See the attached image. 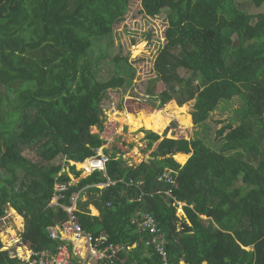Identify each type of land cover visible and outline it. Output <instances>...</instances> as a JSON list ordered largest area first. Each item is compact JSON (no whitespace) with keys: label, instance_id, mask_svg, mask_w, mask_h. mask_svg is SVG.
<instances>
[{"label":"trees","instance_id":"1","mask_svg":"<svg viewBox=\"0 0 264 264\" xmlns=\"http://www.w3.org/2000/svg\"><path fill=\"white\" fill-rule=\"evenodd\" d=\"M140 1L145 17L165 15L153 65L165 89L151 93L156 77L148 78L145 94L154 109L121 116L149 117L152 131L145 132L147 148L156 144L154 159L129 165L113 153L106 175L95 171L70 184L62 171L69 160L83 161L103 145L90 128L102 125L108 91L137 87L132 65L141 57L134 48L117 46L116 58L110 55L112 34L127 19L131 0H0V86L6 98L14 91L21 111L12 119L0 111V217L10 204L26 219L28 246L54 251L58 243L47 229L67 219V212L48 203L62 182L69 184L62 204L69 205L75 192L87 193L76 212L82 227L127 247L121 264L160 263L150 234L132 221L146 211L167 231L170 264H264V130L257 124H264V0ZM247 4L262 10L246 11ZM239 98L243 116L238 112L222 125L216 131L221 144L210 147L200 134L209 130L211 113ZM172 100L179 104L170 106L180 110L177 118L160 110ZM186 102L193 103L191 115ZM191 116L197 128L190 139H161L173 118L189 128ZM165 167L179 169L173 196L186 203L184 220L174 199L158 193L169 187L158 181ZM70 169L80 177L75 166ZM108 177L115 183L94 185ZM17 263L0 251V264Z\"/></svg>","mask_w":264,"mask_h":264},{"label":"rangeland","instance_id":"2","mask_svg":"<svg viewBox=\"0 0 264 264\" xmlns=\"http://www.w3.org/2000/svg\"><path fill=\"white\" fill-rule=\"evenodd\" d=\"M141 1L140 0H131V9L128 13L127 19L124 23L119 24L115 27V30L112 34L111 41L113 43V48H110V55L111 58H116L115 50L117 46H123L126 48H134L133 55L141 57L134 66L140 75L139 78L142 79V83L136 84L137 89L133 88H116L107 93V97L103 100V107L110 112V117H114L113 114L115 113L116 107L117 111L120 113L116 116V121L119 123V128L122 130L120 136L116 139L115 147H113L112 151H117L120 155L126 160V163L129 165H137L142 161L150 162L153 160L152 151L154 150L155 146L152 149L147 148V139H146V129L144 127H136L133 120L138 117L137 114H129L123 115L127 110H139V109H154L148 102L150 96L145 94V90L149 83H146L148 78H155L153 72V65L154 61L157 56V52L160 46L163 45V36L164 30L166 28V22H163L164 16H159L158 18H148L145 17L141 13ZM247 7H244L246 11H250L252 13L261 12L262 9H259L251 4H247ZM127 26V28H126ZM151 32V37L147 38V33ZM23 85V84H22ZM14 87L17 89L20 87L19 84H15ZM165 89V85L160 82L157 77L155 78L154 83L150 86V92L153 94H158L162 90ZM5 89L4 87L0 86V111L2 115H6V118L12 119V117H18L21 115V111L17 109V102L14 98V91L10 94V98H6L5 96ZM115 102V106H109V103ZM177 104L176 100H172L166 103L160 110L168 109V112L172 113L174 117L177 118L180 115V110L177 109V112L174 111L171 105ZM192 102H186L185 105L188 107V112H191ZM18 105L19 102H18ZM242 99L239 98L235 100V102L227 104L226 102H222L220 107L211 113L210 118L208 120L209 130L207 132H203L200 134V137L205 138L207 144L210 147H214V145L221 144V140L219 141L216 139V131L222 126L226 125L230 122L231 118L234 116L240 117L239 113L242 108ZM179 111V113H178ZM144 113V112H143ZM178 113V114H177ZM241 113V112H240ZM145 114V113H144ZM191 115V113H190ZM242 115V113H241ZM121 116V117H120ZM243 116V115H242ZM149 118V117H148ZM192 119V116H191ZM255 120L254 118H252ZM150 121V120H149ZM220 121L221 123H217ZM187 122V121H186ZM185 120L181 119V121L176 120L173 118L171 122L168 124L170 129L164 131L161 135V139L164 137L168 138H186L190 139L194 134L197 126H194L193 119L192 124L189 128L184 123ZM129 124V125H128ZM234 124H238V121ZM258 124V129L260 131L264 130V124L260 122ZM183 126V127H182ZM173 130V131H172ZM152 131V130H151ZM155 132V131H153ZM216 140V141H215ZM264 141V139H263ZM190 155V154H189ZM175 158V157H174ZM58 162V160H56ZM178 162V161H177ZM180 163V162H179ZM181 164V163H180ZM182 165V164H181ZM84 167V166H83ZM87 171L81 174V177ZM74 181H76L75 176ZM82 197L87 199V195L83 194ZM92 209V207H90ZM8 211L11 209L8 207ZM93 214L94 213L92 211ZM180 213V212H179ZM181 214V213H180ZM17 221L21 218L18 215L14 216ZM19 218V219H18ZM12 233L14 232L11 229Z\"/></svg>","mask_w":264,"mask_h":264},{"label":"built area","instance_id":"3","mask_svg":"<svg viewBox=\"0 0 264 264\" xmlns=\"http://www.w3.org/2000/svg\"><path fill=\"white\" fill-rule=\"evenodd\" d=\"M108 105L115 106V102ZM113 108L115 111L117 110L116 107ZM105 113L106 118L103 122L101 137L113 144L121 134L122 128H119V123L115 117H110V112L105 110ZM107 160L108 157L105 156L103 148L97 149V154L88 159L84 167L88 173H91L95 169H103ZM71 163L73 164V162ZM177 174L176 170L165 168L158 180L170 185V188L158 192L173 197L174 188L179 187ZM67 188L66 183H58L56 195L52 201V204L59 205L68 212L67 220L48 228L50 237L58 242L54 251L30 248L23 236L25 224L22 223L18 226L14 222V211L11 208V211L6 210L0 218V235L5 237L2 239L3 247L1 250L7 251L10 258L18 259L17 264H121L119 255L122 251L127 250V247L122 244L109 243L106 233L95 236L83 229L77 222L75 215L78 195L73 194L71 196L72 206H65L60 203L59 199L63 197L62 192L66 191ZM178 205L181 207L182 203L178 202ZM132 221L139 230L150 231L152 235H155L151 242L155 243V250L160 256L159 264H170L169 253L165 248L166 238L158 228L154 216L150 212H138ZM11 229L14 231L13 233ZM180 264H184V262L182 261ZM203 264L210 263L204 262Z\"/></svg>","mask_w":264,"mask_h":264},{"label":"clouds","instance_id":"4","mask_svg":"<svg viewBox=\"0 0 264 264\" xmlns=\"http://www.w3.org/2000/svg\"><path fill=\"white\" fill-rule=\"evenodd\" d=\"M148 18H150V17H148ZM163 38H164V36H163ZM132 65V64H131ZM139 74H138V72L136 73V78L134 79V83L135 84H138V83H140L141 81H142V79L141 80H138L139 79ZM137 87H135V89H136ZM113 90V89H112ZM109 91H111V90H109ZM108 91V92H109ZM107 97V96H106ZM105 110L106 109H104V107H103V101H102V115H101V120H102V125H93V126H91V128H90V133L91 134H96V135H98L99 136V138L103 141V145L101 146V147H99V148H96L95 149V154L94 155H96L97 154V149H101V148H103V150H104V152H105V156H107L108 157V160L105 162V165H104V168L103 169H95L94 171H92L91 173H88V171L85 169V167H83V166H81L82 164H84V166L86 165V161L88 160V159H90L92 156H94V155H92V156H90V157H87L86 159H84L83 161H80V162H76V161H73V160H69V164L70 165H68V166H65V168L62 170V171H66L67 173H68V175L72 178V181L70 182V184H72V183H76V182H78L79 181V179L80 178H83V177H81V174L83 173V172H85V171H87V173L84 175V177H87V176H89V175H91L92 173H94L95 171H102L103 173H104V175H106V170H107V162L110 160V158L112 157V154L113 153H115L116 154V156L117 157H121V155H120V153L119 152H117V151H112V149H113V147H115V142L112 144V143H108L106 140H104L102 137H101V131H102V128H103V122H104V120H105V118H106V113H105ZM167 129H170L171 130V128H170V126H167V128H166V130ZM173 131V130H172ZM120 136V135H119ZM118 136V137H119ZM117 137V138H118ZM116 138V139H117ZM115 139V140H116ZM107 150H108V152H107ZM178 154V153H177ZM184 154H186V153H184ZM176 155V154H175ZM174 155V156H175ZM189 155V154H188ZM173 156V157H174ZM190 156H191V154L189 155V158H190ZM188 158V159H189ZM154 159V158H153ZM175 159V158H174ZM187 159V160H188ZM176 160V159H175ZM151 161V160H150ZM177 161V160H176ZM71 162H73V164L71 163ZM86 162V163H85ZM146 162V161H145ZM187 162V161H186ZM147 163H150V162H147ZM178 164H179V166H180V169L182 168V166L184 165H181L179 162H178ZM70 166H75V169L76 170H78V171H80V177L79 178H77V177H75V179H76V181H74V177L73 176H75L72 172H71V169H70ZM165 168H170V167H165ZM164 168V169H165ZM164 169L162 170V172L164 171ZM171 169H173V170H176L177 171V176L179 175V169H174V168H171ZM161 172V173H162ZM62 173V172H61ZM160 173V174H161ZM159 174V175H160ZM159 177V176H158ZM159 181V180H158ZM134 182V181H133ZM142 181H138V182H134L133 184H136V185H138V184H140ZM161 182V181H160ZM58 183H62V182H57L56 184H55V188H54V193H53V196H52V198H51V200H50V202L48 203V206L49 207H60V208H62L61 206H59V205H55V204H52V201H53V198L55 197V195H56V185L58 184ZM115 182H113V181H111L110 180V178L108 177V181L107 182H104V183H98V184H94L95 186H97V187H99V188H104V187H106V186H110L111 184H114ZM164 183V182H163ZM129 184H132V181H130L129 182ZM166 184V183H165ZM67 185H69V184H67ZM168 185V184H167ZM179 187H180V185H179ZM178 187V188H179ZM170 188V185H169V187L168 188H165L164 190H159V191H165V190H167V189H169ZM178 188H174V190H173V195H174V191L176 190V189H178ZM87 189V187H85L83 190H86ZM65 192V191H64ZM64 192H62L63 193V197L62 198H64ZM159 193V192H158ZM161 193H163V192H161ZM74 194H76V195H78V198H77V201H76V211H75V215H76V212H77V210H78V202H79V200L80 199H82V201H86L87 199H88V197H87V199L85 198L84 199V197H81V191L80 192H75ZM83 194H86L87 195V193H86V191H84V193ZM164 194V193H163ZM73 195V194H72ZM167 196V195H166ZM168 197H170V196H168ZM62 198H60L59 200H60V203H61V199ZM173 199H174V202L173 203H175L176 201H178L179 203H182V206L180 207L179 205H178V202H176V204L174 205V206H176V215L178 216V218L180 219V220H184V219H186V214H185V211H184V206L186 205V203L185 202H183V201H181V200H178L177 198H175L174 196L172 197ZM173 203H172V205H173ZM62 204V203H61ZM63 205H65V204H63ZM73 205V202H72V200H71V198H70V204L69 205H65V206H72ZM8 207L9 208H11L13 211H14V216L15 215H18L20 218H21V222L20 223H18V221L16 220V219H14V222L19 226V225H21L22 223L23 224H25V229H26V219H25V217H24V215L23 214H21V213H19L14 207H12L10 204H8L7 206H6V210H8ZM90 207H92V209L90 208ZM95 206L94 205H89V209H90V211H91V214L92 215H96V214H93L92 213V211H93V209H95L94 208ZM63 209V208H62ZM97 209V208H96ZM95 209V210H96ZM6 210H5V212H6ZM64 210V209H63ZM98 210V209H97ZM66 212H67V210H65ZM99 211V210H98ZM147 212V211H146ZM181 214H180V213ZM151 213V212H150ZM5 214V213H4ZM3 214V215H4ZM152 214V213H151ZM2 215V216H3ZM153 215V214H152ZM1 216V217H2ZM154 216V215H153ZM0 217V218H1ZM203 218H206L207 216H202ZM15 218V217H14ZM154 218H155V216H154ZM67 219H68V212H67ZM67 219H65V220H67ZM64 220V221H65ZM76 220H77V218H76ZM78 222V221H77ZM155 222H156V224H157V226H158V228L160 229V231L164 234V237L166 238V245H167V231L164 229V228H162L160 225H159V223L157 222V220H156V218H155ZM79 223V222H78ZM56 224H61V222L60 223H56ZM56 224H54V225H51V226H55ZM80 224V223H79ZM81 225V224H80ZM178 225H180V223L178 224ZM51 226H49V227H51ZM82 226V225H81ZM48 227V228H49ZM83 228V227H82ZM84 229V228H83ZM139 229V228H138ZM47 231H48V233H49V230L47 229ZM87 231V230H86ZM141 231V230H140ZM142 232H144V231H142ZM145 232H147V231H145ZM24 233H25V231H24ZM102 233H105V232H102ZM147 233H149L150 234V240L148 241V244L149 245H152L153 247H154V249H155V243H153V242H151V240L155 237V235H152V233L150 232V231H148ZM24 235V234H23ZM49 235H50V233H49ZM2 239H5V237H2L1 235H0V241H1V244H2V246H1V248L3 247V242H2ZM54 240V239H53ZM57 242V241H56ZM108 242H109V239H108ZM58 243V242H57ZM109 243H112V242H109ZM115 244V243H114ZM135 246V245H134ZM57 247V246H56ZM1 248H0V251H5V250H1ZM165 248H166V250H167V247L165 246ZM44 250H49V249H44ZM51 251H53V250H51ZM156 251V250H155ZM168 251V250H167ZM7 252V251H6ZM9 255V254H8ZM159 255V254H158ZM120 256V255H119ZM120 258H121V256H120ZM159 258H160V256H159ZM121 261H123V259H121ZM184 262V264H186L185 263V261L184 260H180L179 261V264H180V262ZM204 262H208V261H204ZM203 262V263H204ZM202 263V264H203ZM209 263V262H208ZM211 264V263H210Z\"/></svg>","mask_w":264,"mask_h":264},{"label":"bare ground","instance_id":"5","mask_svg":"<svg viewBox=\"0 0 264 264\" xmlns=\"http://www.w3.org/2000/svg\"><path fill=\"white\" fill-rule=\"evenodd\" d=\"M138 114H139L138 117L135 120H133L135 126L136 127H140L141 126V127L146 128V129H151V123L149 121V118L143 112H140ZM114 117L116 118V116H114ZM81 166H84V164H82ZM18 223H20V220H18Z\"/></svg>","mask_w":264,"mask_h":264},{"label":"crops","instance_id":"6","mask_svg":"<svg viewBox=\"0 0 264 264\" xmlns=\"http://www.w3.org/2000/svg\"><path fill=\"white\" fill-rule=\"evenodd\" d=\"M178 154H184V153H178ZM188 155V154H187ZM188 158H189V155H188ZM95 208V207H94ZM96 209V208H95ZM93 209V212L94 213H97L96 215H99V211L96 209ZM123 262H124V259H123Z\"/></svg>","mask_w":264,"mask_h":264}]
</instances>
